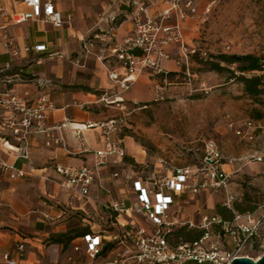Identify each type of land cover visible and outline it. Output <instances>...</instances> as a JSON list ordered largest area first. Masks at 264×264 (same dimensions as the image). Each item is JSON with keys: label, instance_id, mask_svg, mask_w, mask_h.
Masks as SVG:
<instances>
[{"label": "crops", "instance_id": "1", "mask_svg": "<svg viewBox=\"0 0 264 264\" xmlns=\"http://www.w3.org/2000/svg\"><path fill=\"white\" fill-rule=\"evenodd\" d=\"M148 1L151 13L165 5L163 0ZM52 3L63 16L69 15V20L58 27L43 19L12 22L7 15L0 14V25L6 26L19 47L44 45L37 51L20 50L17 56L9 55L0 46V90L11 89L27 101L44 94L51 103L45 110L49 135L42 132L27 135V158L18 155L21 143L4 124L11 111L0 109V164L6 162L24 170L22 176L10 178L0 167V264H6L2 259L4 252L15 258V264H128L133 261L134 250L129 232L140 226L146 231L152 228L149 219L131 209L132 203L138 200L134 181L150 198L158 190L170 194L171 202L165 212L173 225L176 221L197 222L201 214L213 213V203L208 200L210 192L200 189L195 193H171L164 186L154 184L169 176L175 166L167 167L164 160L162 164L156 162L158 157H163L158 155L152 159L127 134L118 135L116 130L111 137L120 139L125 154L109 157L86 195H79L59 183L61 176L53 168L55 163L90 164L91 150L101 145L98 128L83 124L107 118L123 106L125 100L150 99L153 83L162 76L142 71L127 89H120L108 80L105 67L96 58V53L101 52L99 44H95L91 54L80 55L82 38L101 30L109 22L116 24L114 40L130 31L131 23L126 19L127 0H52ZM6 5L9 11L28 9L21 0H9ZM120 13L123 17L118 19ZM189 25L187 18L180 21L186 42L191 31ZM170 47L165 48L169 51ZM161 65L167 70L162 79L165 87L171 84L170 72H179L180 66L171 57L162 59ZM102 95L108 97L106 102L100 98ZM64 119L63 126L53 127ZM233 124V132L237 127H244L243 123ZM73 127H80L87 150L82 149ZM253 133L252 139L262 135H256L255 129ZM58 136L62 137L61 141H57ZM252 139L229 133L225 139L229 145L221 143V148L219 146L223 156L221 167L225 171L230 173L234 167L239 168L246 157L264 150L262 144L249 152L247 142ZM113 171L117 172L116 176H112ZM200 191L206 196L205 201L208 200L206 211L199 208L198 198L191 200ZM114 200L122 203L118 211L109 206ZM71 229L80 233L65 243L49 239L52 234ZM84 231L100 237L103 250L94 257H89L84 250L81 237ZM17 242L23 244L21 256L15 249Z\"/></svg>", "mask_w": 264, "mask_h": 264}, {"label": "built area", "instance_id": "2", "mask_svg": "<svg viewBox=\"0 0 264 264\" xmlns=\"http://www.w3.org/2000/svg\"><path fill=\"white\" fill-rule=\"evenodd\" d=\"M0 0V14L7 15L12 22L25 19H43L58 27L69 20V15L63 16L56 9L52 0H21L28 6L27 10L9 11L6 2ZM165 5L157 12H150L148 0H127L126 19L131 23L130 31L119 40H114L113 32L116 24L109 22L101 30L92 31L82 38L80 55L87 56L92 53L95 44H99L101 52L96 53V58L101 61L106 69L108 80L120 89H127L142 71L158 74L164 79L167 70L161 65V60L171 57L174 62L186 69L188 57L195 52V45H189L183 38L180 21L195 12L192 0H163ZM207 10V6L204 8ZM171 20H168V19ZM171 45L170 50L166 46ZM0 46L9 55L17 56L20 50L34 51L44 48L43 44L24 45L19 47L4 24L0 25ZM107 50L108 53H104ZM111 57V58H110ZM155 81L152 85V100L161 99L165 90L163 80ZM51 103L44 94L36 96L33 100L16 95L11 89L0 90V109L11 111V116L6 118L4 124L21 143L18 155L28 156L26 145L27 135L30 132L47 133L45 125V110ZM66 119L54 128L63 126ZM231 122H229V125ZM84 127H97L101 138V145L91 150L92 161L90 164L55 163L53 168L61 176L59 183L77 192L86 195L94 179L100 175L101 168L108 162L109 157H122L125 154L119 138H112L111 133L116 130L115 118L107 117L98 121H86ZM243 128H235L234 133L252 139L255 125L252 120L246 119ZM82 144V149L87 150L80 134V127H73ZM62 137L58 136L57 141ZM48 143V141H46ZM249 157L256 161L264 160V150ZM223 156L213 137L203 140L202 151L197 164L193 166L179 165L172 168L169 176L164 177L159 186H164L171 193L198 192L200 189L214 192L225 189L229 172L222 167ZM156 162L162 164L163 159L158 157ZM0 167L7 171L10 178H17L24 174V170L13 167L11 164L1 162ZM112 176L117 172L113 171ZM133 186L138 190V200L133 202L131 209L150 220L152 228L146 231L144 227H135L129 232V237L134 248L131 253L133 262L140 264H228L230 259L241 254L245 243L255 234L263 233L264 239V211L254 215L252 211L234 212L230 219H223L219 215L203 213L197 222L176 221V225L186 224L188 227L202 229L198 238L191 240H178L170 243L163 231L169 229L173 222L167 219L165 208L171 202L170 194H163L160 190L153 193L150 198L137 181ZM231 194H225L222 202L230 207ZM111 209L120 210V201H111ZM213 231V232H212ZM214 239L210 240V234ZM222 236L227 239L224 243L227 248H221ZM85 252L89 257H94L101 247L100 237L92 232L81 235ZM264 242V241H263ZM207 243V244H206ZM76 248V247H74ZM15 249L18 256L23 253L22 242H17ZM259 255V254H258ZM258 255L252 258H256ZM6 264H15V258L2 253Z\"/></svg>", "mask_w": 264, "mask_h": 264}, {"label": "rangeland", "instance_id": "3", "mask_svg": "<svg viewBox=\"0 0 264 264\" xmlns=\"http://www.w3.org/2000/svg\"><path fill=\"white\" fill-rule=\"evenodd\" d=\"M192 1L195 12L186 17L191 28L186 39L195 45V52L188 57L186 69L170 72L171 84L165 85L161 99L125 100L107 115L115 118L118 135L127 134L152 159L162 156L167 167L197 164L207 137H213L220 148L221 143L229 145L225 140L229 133L237 136L233 122L239 124L245 119L252 120L256 135L262 134L247 142L249 152L264 144V64L260 70L244 72L260 75V90L250 95L240 80L229 77L227 68L235 69L234 64L221 62L223 69H208L202 58L216 59L218 53H252L264 61V0ZM121 17L120 13L118 19ZM100 98L103 102L108 99L105 95ZM245 159L239 168L231 169L225 189L209 193L213 207L216 202L222 204L225 194H231L232 202L250 206L234 212L258 215L264 211V160ZM192 197L198 198L199 208L206 211V196L200 191ZM213 236L210 234L209 239ZM225 239L222 236L221 248L228 247ZM263 241V233L255 234L240 253L255 257L263 252Z\"/></svg>", "mask_w": 264, "mask_h": 264}, {"label": "trees", "instance_id": "4", "mask_svg": "<svg viewBox=\"0 0 264 264\" xmlns=\"http://www.w3.org/2000/svg\"><path fill=\"white\" fill-rule=\"evenodd\" d=\"M216 59H204V64L208 69L221 70L224 66L221 62L232 65L234 64L235 69H228L230 76L234 77L237 80H240L243 83V89L246 93L250 95H254L259 92L260 88L258 85L260 84V75L251 73L250 75H245L244 72L252 71V70H260L263 67L264 61L255 54L252 53H218L215 55ZM233 70H237L239 73H233ZM243 211L246 209H250V206L243 205L241 206L239 203L232 202L230 207H226L224 204H220L218 202L214 203L213 213L219 215L223 219H230L232 216V212L234 211ZM85 232V231H84ZM80 233L79 230H67L64 232L55 233L49 236L50 240L60 241L65 243L70 238L78 235ZM202 233V229L197 227H188L186 224H179L176 226H172L167 230L163 231L165 238L170 243H175L178 240H191L194 238H198ZM214 234L212 233V236ZM214 237V236H213ZM103 249H100L98 253L102 252ZM128 264H140L135 262H129ZM144 264V263H143ZM154 264V263H149Z\"/></svg>", "mask_w": 264, "mask_h": 264}, {"label": "water", "instance_id": "5", "mask_svg": "<svg viewBox=\"0 0 264 264\" xmlns=\"http://www.w3.org/2000/svg\"><path fill=\"white\" fill-rule=\"evenodd\" d=\"M264 247V242H263ZM228 264H264V250L256 258L248 255H237L230 259Z\"/></svg>", "mask_w": 264, "mask_h": 264}]
</instances>
